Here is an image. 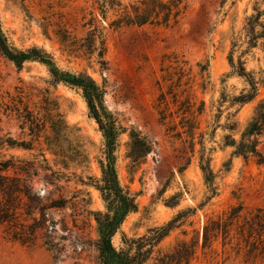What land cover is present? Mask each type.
Here are the masks:
<instances>
[{"label":"rangeland","instance_id":"1","mask_svg":"<svg viewBox=\"0 0 264 264\" xmlns=\"http://www.w3.org/2000/svg\"><path fill=\"white\" fill-rule=\"evenodd\" d=\"M95 1L0 0V19L11 46L22 51L39 47L60 69L86 73L105 90V106L121 132L115 153L119 181L138 204V211L127 217L113 238L114 246L118 250L126 248L123 234L138 238L169 222L180 211L191 209L195 212L186 224L160 245L162 253L172 254L180 243L187 242L196 246L190 264H264V164L254 158L233 156L234 149L226 145L227 136L240 139L264 98V40L250 48L246 31L248 19L257 10L264 11V0H189L177 24L120 29L110 27L116 13L110 10L103 20ZM120 1L128 6L138 0ZM92 12L105 31L104 68L97 56L67 52L56 35V30L65 27L72 37L84 38L88 30L84 25ZM261 21L264 23V15ZM47 29L49 35L45 34ZM233 49L235 61L242 57L259 85L258 97L247 104L234 101L250 86L229 63ZM46 92L58 101L71 127L70 137L62 141L64 150L68 154L85 151L89 163L62 168L47 151L44 138L36 140L28 129H22L16 116L7 117L3 110L0 135H8L17 145L29 149L3 148L0 160L14 157L34 162L44 152L54 169L70 178L66 197L87 198L90 194V208L106 212L107 204L94 187L102 179L99 162L104 159L105 140L81 90L56 83L40 62L18 67L0 53V106L20 94L35 113L45 114ZM190 99L195 108L204 104V112L195 118L198 129L194 152L182 125ZM133 131L151 144L149 153L138 155L132 149ZM203 147L215 174L214 189L208 187L200 168ZM259 149L264 154V136ZM40 178L36 179L38 191L45 190ZM47 190H53V186ZM76 190L82 194H74ZM239 207L241 211L235 210ZM51 213L57 221L54 237L64 250L59 263L75 264L80 257L81 264H100L93 245L76 250L74 243L84 236V230L74 227L71 205ZM64 221L71 233L64 229ZM216 224L228 226L229 231L213 237L211 247L203 250L204 228H216ZM78 225L82 228V220ZM95 228L92 222L85 235L97 240ZM63 236L67 240L62 241ZM44 242L41 234L33 246L0 237V264H55L54 253Z\"/></svg>","mask_w":264,"mask_h":264},{"label":"trees","instance_id":"2","mask_svg":"<svg viewBox=\"0 0 264 264\" xmlns=\"http://www.w3.org/2000/svg\"><path fill=\"white\" fill-rule=\"evenodd\" d=\"M188 1L138 0L128 6L123 5L120 0H96L95 3L105 21L110 10L116 13L117 18L110 23V27L120 29L124 26L169 27L172 24H177L188 9ZM263 15L264 11L257 10L256 14L247 21L246 31L250 39V48L257 47L259 41L264 40V23L261 21ZM84 27H88L87 34L80 40L72 37L71 32L65 27L56 30V35L67 52H81L83 56L88 58L97 56L98 63L104 68L107 54L104 28L101 27L93 12ZM259 27L262 28V31H258ZM45 34L49 35L48 29L45 30ZM234 51L233 49L229 56V63L234 72L244 77L250 86L248 92H244L234 101L237 104H247L258 97L259 85L252 73L247 71L242 57L238 59V62L235 61ZM0 53L18 67L23 66L26 62H40L47 66L56 83H64L81 90L90 115L98 124L105 140L104 159L99 162L102 179L94 187L101 193L107 204L106 212L93 211L90 208V194H87V198H80L76 195L71 198L66 197L65 193L70 178L64 172L56 171L44 152L36 157L34 162L16 160L14 157L8 160L1 159L0 237L20 243L23 246H33L41 234L45 241L44 244L54 253L55 264H60L59 260L64 250L54 237L57 231V221L51 212L66 210L71 205L74 227L84 230V236L79 237L74 243L76 250L79 246L84 248L93 245L98 252L100 264H190L196 256L195 245L191 246L187 242H182L172 254L162 253L160 245L174 230L183 227L195 210L180 211L169 222L149 229L145 235L138 238L129 239L123 234V242L126 248L118 250L113 244V238L120 231L127 217L138 211V204L119 181L115 153L121 132L114 116L105 106V90L86 73L73 74L60 69L53 57L39 47L22 51L11 46L3 31L1 19ZM19 95L11 96L9 104L5 103L3 107L0 106V113L3 110V114L7 117L16 116L22 125V129H28L30 135L36 140L44 138L47 151L51 152L56 158V163L62 168L68 170L72 164L82 166L89 163V155L85 151L78 150L77 154L74 152L68 154L64 150L62 141L70 137L71 127L61 113L58 101L50 92H46L43 97L45 114L35 113L30 108V103H25V96ZM22 107L24 112H21ZM185 110L187 116L184 117L185 121L182 125L185 133H188L191 138L190 143L194 152L195 131L198 129L195 118L197 113L201 115L204 112V104L202 103L201 107L195 108V103L190 99ZM161 118L164 121V116ZM263 136L264 98L259 101L253 120L245 127L240 139L236 140L232 136H227L226 145L234 149L233 156L243 157L246 160L254 158L259 164H264V154L259 149ZM130 137L131 147L135 153L143 155L151 151V144L138 132L133 131ZM15 147L29 149L24 145H17L8 135H0V151L3 148L12 149ZM17 162L21 165H17ZM200 168L206 184L209 188L214 189L215 174L204 147L200 158ZM39 177H41L39 181L43 182L45 190L38 191L36 189V179ZM89 179L92 180L91 177ZM49 186H53V190L48 191ZM74 194H82V191L76 190ZM167 203H169L168 205H176ZM240 209L242 208L239 207L235 210L241 211ZM79 220H82V228L78 225ZM92 222H95L97 240L89 238V234L85 235L92 227ZM64 229L69 233L72 232L66 221H64ZM228 231L229 228L225 225L216 224V228L206 225L203 231L202 249L210 248L213 237H218L221 232L227 234ZM65 240H67V236L62 237V241ZM156 253L158 254L157 257H155ZM79 259L80 257L75 264H81Z\"/></svg>","mask_w":264,"mask_h":264}]
</instances>
